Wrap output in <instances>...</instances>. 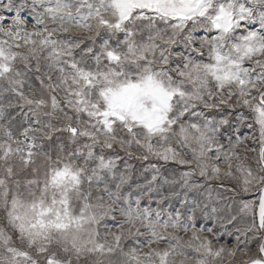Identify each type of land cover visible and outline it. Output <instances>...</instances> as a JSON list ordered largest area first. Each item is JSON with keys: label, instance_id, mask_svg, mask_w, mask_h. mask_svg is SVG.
Here are the masks:
<instances>
[{"label": "snow or ice", "instance_id": "obj_1", "mask_svg": "<svg viewBox=\"0 0 264 264\" xmlns=\"http://www.w3.org/2000/svg\"><path fill=\"white\" fill-rule=\"evenodd\" d=\"M0 264H264V0H0Z\"/></svg>", "mask_w": 264, "mask_h": 264}]
</instances>
